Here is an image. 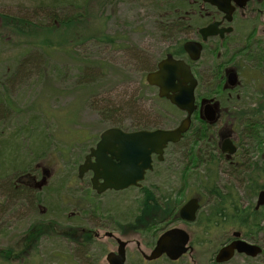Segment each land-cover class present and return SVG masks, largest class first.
I'll return each instance as SVG.
<instances>
[{
    "label": "rangeland",
    "instance_id": "obj_1",
    "mask_svg": "<svg viewBox=\"0 0 264 264\" xmlns=\"http://www.w3.org/2000/svg\"><path fill=\"white\" fill-rule=\"evenodd\" d=\"M76 1L69 10L74 9L71 17L79 18L80 23L73 24L75 28L70 27L68 33L61 24L67 20L66 10H60L62 16L46 20L42 10L46 0H0V16L9 18L0 19V264H107L106 256L116 246L104 238L105 232L132 242L126 248L125 264H191L187 257L175 263L142 260L135 242H140L141 250L147 253L155 240L133 231L144 205L140 190L96 195L90 189L89 176L82 181L76 178L78 165L94 148L99 135L114 127L109 119H123L130 125L141 117L146 125L166 130L174 129L183 119V113L159 99L157 89L145 82V76L164 58L173 40L160 32L157 11L150 1L107 0L109 5L106 0H88L87 5V0ZM21 21L28 22L27 26ZM46 26L54 29L47 35L43 31ZM99 30L113 37L110 43L97 40ZM44 36L50 38L53 49L42 48ZM183 37L187 38L185 34ZM84 60L101 62L105 67L92 68L87 81L79 70V61ZM243 91H247L246 86ZM236 127L238 132L244 129L242 124ZM247 142L244 138L246 149ZM191 144L192 140H184L169 146L164 161L156 162L147 175L142 191H167L171 180L187 170ZM46 164L58 175L50 188L51 192L56 190V196L45 190L28 191L16 193L19 197L14 199L11 183L15 184L16 176L34 174L37 166ZM14 170L20 173L15 175ZM217 170L216 186L222 194L232 189L233 198L244 207L255 202V197L250 201L244 194V183L238 182L241 178L229 164L222 162ZM187 173L190 179L202 177L200 170L199 174ZM192 187L194 183L189 189L204 197L206 212L215 199ZM39 206L61 212L63 223L73 225H57L61 236L38 235L37 239L30 238L36 243L29 246V242H23L29 229L48 218L40 215ZM214 218L209 217L211 222ZM119 222L125 224L121 231L116 225ZM260 227L262 231H257L256 237L262 244L264 219ZM81 229L94 230L100 236L81 247L79 241L87 237L80 235ZM236 230L221 226L208 236L205 230V241L194 242L198 264H213L218 248ZM68 233L77 234V238ZM226 264H263V260L236 256Z\"/></svg>",
    "mask_w": 264,
    "mask_h": 264
},
{
    "label": "flooded vegetation",
    "instance_id": "obj_2",
    "mask_svg": "<svg viewBox=\"0 0 264 264\" xmlns=\"http://www.w3.org/2000/svg\"><path fill=\"white\" fill-rule=\"evenodd\" d=\"M187 1L189 4L186 8L187 11H185V17L183 18L185 37H187L188 40L200 42L202 45V51L198 62H190L186 53H184L183 58V60L190 65L191 72L197 80V87L195 89L197 109L193 114L192 122L198 119L203 125L213 128L214 140L212 142V152L217 155L220 164L224 162L229 165H236L237 160H241L243 161L242 163H247L249 166L254 167L258 165L259 168L264 169V0H247L244 1L243 6H239L234 0H230V6L233 8L230 21L226 19V14L217 7L202 2L201 0ZM68 17H71V15ZM193 19L194 22L192 23ZM213 24L219 31L218 35L210 37L205 42H202L199 34L200 29ZM227 30L231 32L226 33ZM222 32L223 34L221 37ZM198 63L199 68L196 67ZM156 67L153 71L148 73L156 71ZM230 74H234L236 77V82L233 86L228 83ZM245 86L247 87V91H243ZM206 104L212 105L215 110L216 119L213 123L205 119L204 108ZM245 119L248 120L247 125L245 124ZM238 124L244 126L241 132L237 130L236 126ZM244 138L248 140L246 145L247 149L244 144ZM178 144L180 143L169 144L167 148ZM167 148L164 151V156ZM230 150L233 151L232 154L228 153ZM206 153L209 154L210 151ZM164 156L161 161L158 160L156 155L152 156L153 169L156 162L161 163L164 161ZM93 160L92 158V161ZM79 166L80 165H78V167ZM78 167L76 170L77 180L82 181L84 177L89 176V186L91 189L90 179L93 175L92 171H88L82 178H79ZM14 171L15 175L20 173L17 170ZM33 171L34 174H26V172H24L16 176L14 179L15 184L11 183V192L13 191L16 194L28 191H50L58 175L53 173L48 164L43 168L37 166ZM37 171H39L38 175L35 174ZM187 172L186 170L185 173L178 176V179L171 180L172 184L167 191H142L143 183L142 187L138 190L141 191L144 203L152 205L155 209H164L158 223L154 225L152 231L148 235L144 236L147 237L151 235V240H153L154 237L155 241L153 244L155 245L160 236L168 230L180 229L184 231L189 236V245L192 250L179 260L187 257L191 264H198V259L194 257L197 251L194 242H201L202 244L205 241V225H207V218L211 214L206 212H208L211 207L208 205L209 209L206 212L203 211V207L205 208L204 197L200 195L197 190L189 189L191 176H189ZM149 173L151 172L146 174L145 180ZM262 180L264 182V179ZM55 191V189H52V192L50 191L52 196H56ZM107 192L120 193L114 191ZM154 192L156 194H154ZM261 192H264V189L260 190V193ZM260 193L256 195L254 203L250 202L247 207H244L240 205L238 201L234 209L251 211L250 213H259V215L261 213L264 214V204L257 207ZM15 196L14 199L19 197L17 194ZM211 198L213 197L211 196ZM191 200H196L198 205L194 214V221L192 222L186 220L187 214L181 216L182 208ZM60 201L63 203V198H60ZM212 203L214 204V202ZM39 209V213L42 217H53L54 219L48 220V218H46L47 220L34 223L33 225L37 226L29 229V233L23 239V242L26 240V243H28L32 237L37 239L38 235L58 238L62 234L57 233V229H61L57 225H73V223H63L60 218L61 212H49L41 206H39ZM71 216L72 215H69V218H71ZM240 218L233 215L230 220L228 218H223L221 220V225L224 223L226 225L229 223L234 225H250L252 222V219L249 217L244 218L240 216ZM263 219L264 216L261 218L259 225L262 224ZM116 225L118 230L121 231V225L125 224L119 222L118 224L116 223ZM116 225L114 226L116 227ZM102 227L105 228L106 225H102ZM256 232H249V237H247L243 235L242 232L235 231L222 246L235 240H241L249 244L258 245L263 252L264 247L258 241ZM235 233H239L238 238L234 237ZM80 235L87 236L86 238H88L87 240L90 243L94 238H99L100 236L96 231L90 229H81ZM70 236L75 239L77 238V234L74 233ZM103 236L115 244V251H111L114 253H116L118 248L117 240L126 243V262V248L132 242L124 241L120 237L115 236L112 232H105ZM203 237L204 240H202ZM34 243L36 242L32 241L29 246ZM135 247L141 258L142 254H147L153 249L151 248L147 253L143 252L140 248V242H135ZM244 257L251 260L256 259L248 256ZM160 259H166V257L163 256Z\"/></svg>",
    "mask_w": 264,
    "mask_h": 264
},
{
    "label": "water",
    "instance_id": "obj_3",
    "mask_svg": "<svg viewBox=\"0 0 264 264\" xmlns=\"http://www.w3.org/2000/svg\"><path fill=\"white\" fill-rule=\"evenodd\" d=\"M208 3L226 14V19L231 20L233 8L230 0H201ZM239 6L244 1L234 0ZM231 32L227 30L226 33ZM219 31L216 26L209 25L200 29L199 34L202 42L210 37L217 36ZM223 32L221 33L222 37ZM183 50L191 62L200 59L202 45L199 42L187 41L183 44ZM156 71L146 75L149 86L156 87L158 98L167 100L179 111L185 113V117L179 125L170 130H139L125 132L119 128H108L99 135V141L94 148L90 149L84 162L78 168V176L82 178L85 173L92 171L90 179L92 190L97 195L106 191H123L131 187L140 188L145 179V174L152 171V156L158 160L163 159L165 148L169 144L179 143L189 131L191 118L197 109L195 102V89L197 81L194 78L190 65L184 60L175 59L167 54L156 67ZM236 82L234 74H230L228 83L233 86ZM205 119L213 123L216 113L212 105L206 104L204 108ZM232 154L233 151H228ZM92 158L94 159L92 161ZM264 204V192L259 194L257 207ZM198 208L197 201L191 200L181 210V216L187 214L186 220L194 221V214ZM189 215V216H188ZM234 237L238 238L239 233ZM117 252H111L106 256L107 264H125L126 243L117 240ZM189 236L180 229H172L160 236L153 250L148 254H142L147 262L157 260L165 255L170 261H176L192 248L188 245ZM262 253L258 245L249 244L245 241L235 240L224 245L215 255L216 264H223L231 260L235 254H244L255 258Z\"/></svg>",
    "mask_w": 264,
    "mask_h": 264
},
{
    "label": "trees",
    "instance_id": "obj_4",
    "mask_svg": "<svg viewBox=\"0 0 264 264\" xmlns=\"http://www.w3.org/2000/svg\"><path fill=\"white\" fill-rule=\"evenodd\" d=\"M76 0H72L71 2L63 1V0H46L45 6H43V12L45 13L46 20L47 19H54L57 18L60 13V10H66L67 18H65V22L61 23L62 26L66 27L68 30V33H70V27L73 29L75 26L73 24L80 23V20L78 18L68 17L72 15L73 10H69L72 4H75ZM110 1V0H109ZM109 1L106 0V5H109ZM115 1V0H114ZM122 1V0H118ZM144 1H150V5L156 9L157 13V23L159 24L160 32L164 33L165 35H170V39L173 40V45L166 51L167 53H171L173 56L178 58H184V53L182 50V44L187 40V38H184V22L183 18L185 17V11L189 2L187 0H144ZM88 0L84 3L87 5ZM43 5V4H42ZM75 8V7H74ZM85 8V7H84ZM45 9V10H44ZM69 10V11H68ZM1 20L7 21L9 18L7 16H0ZM12 21L15 23L16 19H12ZM194 22V19L192 20V23ZM23 26H27L28 22L21 21ZM10 24V23H9ZM17 24V23H16ZM158 28V29H159ZM54 29L46 26L43 31L46 32V35L51 33ZM100 33L96 36L98 37L97 40L101 39L104 42H111L113 37L105 35L102 30H99ZM20 33L22 31L19 29ZM73 30L71 32V35L73 34ZM173 34V36L171 35ZM183 34V36H182ZM42 48L46 50L53 49L52 42H50V38L44 36L43 41L41 42ZM80 63V73L83 78H86L87 81L91 79L92 74V68L94 71V67L97 69V67L101 70L104 69L105 65L101 62L91 64V62L84 60L79 61ZM95 65V66H94ZM97 66V67H96ZM97 71V70H96ZM88 83V82H87ZM143 87H147L145 84H143ZM113 116V115H112ZM111 118V116H109ZM240 119V118H239ZM113 126L117 128H120L124 131H137V130H154L158 127L156 126H149L146 125L145 122L141 119V117L137 118L134 123L130 125H125L123 122L125 120L123 119H109ZM245 124H248V120L245 119ZM184 140H192V144L190 145L189 156H188V162L186 163L187 171L194 172L193 174H200L202 177L193 178L190 179V183L198 184L195 185V187H192V189H199V190H205V192L208 193L209 196H212L214 200V204H211V208L208 211V213H211L210 216H214V220L211 222L209 217L207 218V225H205V230L207 233V236L212 233V231L218 229L221 226H224L225 228L230 227H236L237 231H240L243 233V235H246L249 237V232L251 231H262V228L260 227L259 223L261 221V218L264 216L263 213L259 215V213H250L251 211H241V210H235L234 207L236 206V203L239 201L237 199H234V195L232 193V189H229L228 193L222 194L220 192V189L216 186V175L217 173V167L219 163V159L216 154H214L213 151V128L210 126H205L201 121L196 119V121L192 122L191 128L189 132L184 136ZM210 151L209 154L206 152ZM243 161L237 160L236 165H230V168L234 173L238 175L240 179L237 178L238 182L242 181L244 183V194L247 196V198L251 201L260 190L264 189V182L262 179H264V169L259 168L258 165L249 166L247 163H242ZM249 170L248 173L244 170ZM198 172V173H195ZM246 175L244 177H241L242 174ZM237 177V176H236ZM164 212V209L153 208L152 205H149L148 203H144L142 209H141V215L136 218L134 224H133V231H139L141 234L148 235L154 225L158 223V220L162 217V214ZM239 217L243 216L244 218L249 217L252 219V222L250 225H221V221L223 218H228L230 220L231 216ZM241 219V218H240ZM210 222V223H209ZM88 238L84 237L82 241H79V245L81 247H86L89 245L90 242L87 240ZM32 242V240H29V244ZM262 245L264 247V242H262ZM214 247V246H213ZM10 255H14L11 254ZM261 258L263 260L264 264V250L263 254L261 255Z\"/></svg>",
    "mask_w": 264,
    "mask_h": 264
}]
</instances>
